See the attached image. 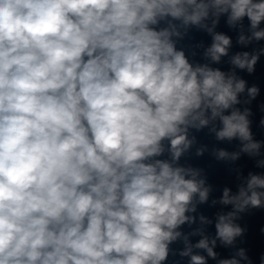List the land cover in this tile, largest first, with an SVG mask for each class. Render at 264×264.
I'll return each instance as SVG.
<instances>
[{
	"label": "clouds",
	"instance_id": "obj_1",
	"mask_svg": "<svg viewBox=\"0 0 264 264\" xmlns=\"http://www.w3.org/2000/svg\"><path fill=\"white\" fill-rule=\"evenodd\" d=\"M262 61L264 0H0V264H264Z\"/></svg>",
	"mask_w": 264,
	"mask_h": 264
},
{
	"label": "water",
	"instance_id": "obj_2",
	"mask_svg": "<svg viewBox=\"0 0 264 264\" xmlns=\"http://www.w3.org/2000/svg\"><path fill=\"white\" fill-rule=\"evenodd\" d=\"M198 39L200 37H197ZM205 39V42L208 43L209 40L207 37H203ZM221 67L226 68L227 65H221ZM249 82L251 83L254 78L249 77ZM256 82L261 84V87L264 88V61L261 62L260 65L257 66V73H256ZM258 118V117H257ZM254 131H257V138H260V133L258 130L254 129ZM203 138V134H201ZM197 163H203V161H194ZM249 168L252 167L251 163H249ZM212 182L216 183L218 185H223L225 183H231V178L226 176L223 172H218L212 177ZM219 195V193H217ZM201 210L204 212L205 215L212 216L213 213L216 211L215 208H209L207 206H202ZM247 223L249 224L250 227V232H249V242L257 249L259 250L260 247V238L257 232V229L261 223H264V212H257L254 216L252 217H246L245 218ZM187 230V229H186ZM210 231L212 229H209ZM195 240V238H194Z\"/></svg>",
	"mask_w": 264,
	"mask_h": 264
}]
</instances>
